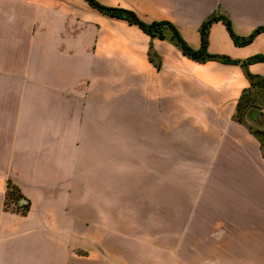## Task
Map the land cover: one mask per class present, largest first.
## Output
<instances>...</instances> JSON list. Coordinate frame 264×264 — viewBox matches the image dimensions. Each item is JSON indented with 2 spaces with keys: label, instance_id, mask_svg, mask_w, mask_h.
Returning a JSON list of instances; mask_svg holds the SVG:
<instances>
[{
  "label": "crops",
  "instance_id": "0c3cea01",
  "mask_svg": "<svg viewBox=\"0 0 264 264\" xmlns=\"http://www.w3.org/2000/svg\"><path fill=\"white\" fill-rule=\"evenodd\" d=\"M99 1L196 48L213 13L241 38L264 26V0ZM165 32L89 0H0V264H181L182 219L202 264H264L261 110L237 116L245 91L264 95L249 76L264 61L244 62L264 30L239 44L213 21L208 50L238 61H198ZM9 179L28 212L6 208Z\"/></svg>",
  "mask_w": 264,
  "mask_h": 264
},
{
  "label": "trees",
  "instance_id": "16d2710c",
  "mask_svg": "<svg viewBox=\"0 0 264 264\" xmlns=\"http://www.w3.org/2000/svg\"><path fill=\"white\" fill-rule=\"evenodd\" d=\"M90 3L97 8L103 10V12L115 15V16H121L122 18L128 19L130 22L139 24L146 32H148L151 35H159L161 38L166 37V28H171L172 30V37L175 39L178 44L179 48L182 50L183 53L186 55L198 59V61H205L212 58H218L226 61H236L237 59L232 58L228 55H219L218 53H214L208 50V44H209V30L210 26L216 19H222L226 24L233 35L234 39L239 44H245L250 42L256 33H258L261 30H264V26H259L256 28L251 35L248 37L241 38L233 29L232 27V21L230 18H228L225 15L219 14V13H213L210 15L200 26L201 36H202V43L200 47H193L180 33V30L178 27L173 24L170 20H161L156 19L152 22H146L144 21L138 14L132 9L123 8L122 6H107L103 5L99 0H89ZM153 49L151 47L150 54L151 57L154 58L153 55ZM253 60H263L264 56L260 54H254L250 56L248 59L244 60V62H249ZM238 61V60H237ZM249 76L251 78V84L256 86H264V79L260 76H257L255 73L249 72ZM263 82V83H262ZM246 91L242 95L240 102L237 105V116L238 118L243 121L245 120L244 114L246 113V109L249 105H247L250 102V99L247 98L244 103L243 98L245 96ZM258 131V130H256ZM22 190L19 187L18 184H16L12 179L8 180L7 183V193H5V205L8 209H13L17 211H21L22 214L28 212L30 208V201L22 194ZM25 199L26 202L21 203V199Z\"/></svg>",
  "mask_w": 264,
  "mask_h": 264
},
{
  "label": "rangeland",
  "instance_id": "374dc122",
  "mask_svg": "<svg viewBox=\"0 0 264 264\" xmlns=\"http://www.w3.org/2000/svg\"><path fill=\"white\" fill-rule=\"evenodd\" d=\"M247 98L250 99V102L247 104L249 106L247 107L246 112L248 109H250L253 106L258 107L261 110L260 112L261 122H259L260 127H258L256 130H258V133L262 136V141L264 144V107H263L264 106V95L261 94L260 91L255 92L250 89L246 91L242 103H244ZM245 114H244V117H245ZM166 221H167L166 226H168V219H166ZM181 222H182V234L181 236H179L180 237L179 238L180 239L179 240V243H180L179 252L181 254L180 255L181 264H189V263L190 264H202V256H204V253L199 252V251H194L193 246L190 244L192 242V235L190 233L189 220L182 219ZM171 236L172 235H170L167 232L165 235H163V237L160 235L159 240L163 238L165 242L173 241V237ZM175 242H176V237H175ZM201 246L203 247V244ZM87 253H89V251L85 250L84 254H87Z\"/></svg>",
  "mask_w": 264,
  "mask_h": 264
},
{
  "label": "built area",
  "instance_id": "2783aa9c",
  "mask_svg": "<svg viewBox=\"0 0 264 264\" xmlns=\"http://www.w3.org/2000/svg\"><path fill=\"white\" fill-rule=\"evenodd\" d=\"M23 202H26V200L22 198V199H21V203H23Z\"/></svg>",
  "mask_w": 264,
  "mask_h": 264
}]
</instances>
